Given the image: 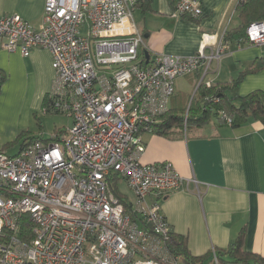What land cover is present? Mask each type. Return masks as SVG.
Returning <instances> with one entry per match:
<instances>
[{"label": "built area", "instance_id": "obj_1", "mask_svg": "<svg viewBox=\"0 0 264 264\" xmlns=\"http://www.w3.org/2000/svg\"><path fill=\"white\" fill-rule=\"evenodd\" d=\"M136 3L46 0L38 27L19 15L0 18L2 49L50 51L48 96L72 119L63 139L0 152V264H184L169 248L162 201L190 181L170 162L142 163L143 134L169 112L177 79L199 73V85L213 86L208 75L229 44L205 34L196 55L158 54L145 64ZM201 15L200 0H177L173 17ZM244 45L264 47V22L248 27ZM113 176L134 195L119 191L127 204L111 190Z\"/></svg>", "mask_w": 264, "mask_h": 264}, {"label": "crops", "instance_id": "obj_2", "mask_svg": "<svg viewBox=\"0 0 264 264\" xmlns=\"http://www.w3.org/2000/svg\"><path fill=\"white\" fill-rule=\"evenodd\" d=\"M200 1L199 18H175L177 0H141L134 21L151 58L158 54L194 56L203 35L221 41L229 31L240 27L237 7L242 0ZM45 3L46 0H0V18L19 15L38 27ZM257 61H264V47L239 48L238 43H231L208 80L215 84L240 81L238 92L242 97L257 91L264 93V68L251 71ZM52 63L48 50L35 48L29 57H24L20 51L11 53L0 45V74L5 76L0 93V149L19 133L12 124L18 123L21 115L43 112L55 78ZM177 80L175 89L183 88L182 79ZM184 80L197 90L196 74ZM143 139L146 150L142 163L170 162L190 181L188 189L165 197L162 213L173 234L187 238L192 256L228 249L244 232L247 249L264 258V126L260 122L249 121L239 128L211 122L191 136L169 139L146 132Z\"/></svg>", "mask_w": 264, "mask_h": 264}, {"label": "trees", "instance_id": "obj_3", "mask_svg": "<svg viewBox=\"0 0 264 264\" xmlns=\"http://www.w3.org/2000/svg\"><path fill=\"white\" fill-rule=\"evenodd\" d=\"M140 3L141 0H137L135 9ZM237 14L241 20V25L225 35L224 41L228 44L244 41L246 30L252 23L264 22V0H242L237 7ZM148 56L150 57L149 54ZM149 57L145 59V64ZM263 68L264 61H257L251 71L262 70ZM196 75L199 82L201 74ZM4 82L5 76L0 74V93ZM239 82L214 83L211 88H206L203 83L198 84L188 113H185L183 108L180 110L176 108L175 94L171 101V109L154 126L155 134L169 139L191 136L210 125L213 118L217 119L219 125H230L234 128H239L249 121H257L264 126V93L257 91L242 97L238 92ZM43 111L49 114H61L55 111L53 101L48 95L43 103ZM228 119L231 120V124H228ZM20 138L18 137L17 140ZM35 140L37 139L24 142L19 152L30 146ZM10 146V144H6L0 152L8 151ZM121 181L120 177L113 176L110 180V188L122 203L127 204L126 198L119 194ZM128 206L130 207V204ZM172 237L173 243L169 248L173 254L183 259L184 264H216L213 252L203 257H194L189 251L187 238L175 234ZM215 253L217 264H264L263 257L247 249L244 232L228 249L215 250Z\"/></svg>", "mask_w": 264, "mask_h": 264}, {"label": "rangeland", "instance_id": "obj_4", "mask_svg": "<svg viewBox=\"0 0 264 264\" xmlns=\"http://www.w3.org/2000/svg\"><path fill=\"white\" fill-rule=\"evenodd\" d=\"M209 78L210 75L208 76L207 80ZM180 79H182L181 81L184 82V85L183 88L180 87L176 88V108L178 110L183 108L185 113H188V109L191 106L196 89L193 90L192 87H189L190 85L187 82H185L184 78H180ZM178 84L179 81L177 80L176 86ZM178 90H180L179 93ZM170 109H171V104H170ZM216 120H217L216 118H213L212 123L217 122ZM71 126H72V119L65 114H58V113L49 114L43 111L40 114L31 112V114L26 117L21 115V117L19 118V122L18 123L14 122L12 124V127L18 128L19 133L14 139L5 142V144L11 145L10 146L11 151L9 152L6 151V153L10 156L18 155V152L20 151V147L23 145L24 142L28 140L41 139L45 142H51L53 140H56L55 138L63 139L67 136V131ZM18 137L20 138L19 140H17ZM1 150L2 149H0V151ZM119 188L124 195H127L126 197L129 200L134 199V195L128 189L126 184L122 182L119 185Z\"/></svg>", "mask_w": 264, "mask_h": 264}, {"label": "water", "instance_id": "obj_5", "mask_svg": "<svg viewBox=\"0 0 264 264\" xmlns=\"http://www.w3.org/2000/svg\"><path fill=\"white\" fill-rule=\"evenodd\" d=\"M146 56H147V58L149 57L147 52H146Z\"/></svg>", "mask_w": 264, "mask_h": 264}]
</instances>
